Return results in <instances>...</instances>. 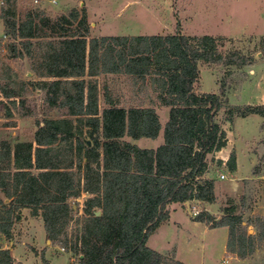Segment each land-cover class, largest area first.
<instances>
[{
	"label": "trees",
	"instance_id": "obj_1",
	"mask_svg": "<svg viewBox=\"0 0 264 264\" xmlns=\"http://www.w3.org/2000/svg\"><path fill=\"white\" fill-rule=\"evenodd\" d=\"M0 1L8 10L0 12V19L5 36L15 41L8 45L13 55L33 57L34 40L49 39L38 67L45 80L36 84L46 103L64 111V117L38 123L32 141L1 144L0 235H9L21 209L30 208L33 216H42L47 239L77 254L79 264H189L176 252L150 247V236L170 219L172 204L216 202V180L205 175L214 154L228 144L219 110L231 116L229 121L264 117V103H230L226 80L218 92H198L200 64L244 66L252 58L239 51L224 53L210 34L88 38L86 14L79 17L73 10L53 18L35 9L25 20L10 12L14 0ZM109 74L130 77L142 92L153 90L169 107L165 124L151 105L121 106L107 82L100 86L98 77ZM0 88L7 97L17 95ZM161 130L163 142L156 148L124 140L155 139ZM216 162L236 171V151ZM83 194V214L75 218L79 203L70 201ZM193 219L211 228L227 227V252L241 259L264 242V217L245 219L232 199L220 216L204 208ZM75 220L77 226L70 229ZM12 261L10 250L0 244V264ZM43 262L50 264L44 257Z\"/></svg>",
	"mask_w": 264,
	"mask_h": 264
},
{
	"label": "rangeland",
	"instance_id": "obj_2",
	"mask_svg": "<svg viewBox=\"0 0 264 264\" xmlns=\"http://www.w3.org/2000/svg\"><path fill=\"white\" fill-rule=\"evenodd\" d=\"M14 7L15 11L10 12L25 20V14L35 9L53 18L70 14L73 10L79 12V17L86 14L88 38L176 32L213 35L219 39L220 50L224 53L239 51L252 59L244 66L201 63L197 91L218 92L219 83L226 80L230 103L264 102V0H14ZM1 11H8L2 1ZM46 40L49 39L34 40L33 57L13 55L8 45L15 41L5 36L0 19V87L5 86L17 94L7 97L0 88V146L3 142L14 146L18 142L32 141L38 123L47 118L64 117L62 109L45 102L44 91L36 84L45 80L38 67ZM18 47L22 48L19 44ZM98 80L101 87L108 83L121 106L151 105L163 125L168 120L169 107L159 103L153 90L140 91L132 84L131 78L123 74L101 75ZM100 107H106L102 91ZM219 115L229 144L222 153H215V159L210 161L209 175L216 180L217 199L209 204V212L220 216L222 208L232 199L245 219L254 215L264 217V117L251 115L229 121L230 115L223 109L219 110ZM87 130L85 127L86 137ZM124 140L144 148H156L163 142V130L155 139L125 136ZM232 150L237 154L236 174H232L225 164L216 162L217 156L230 155ZM222 174L226 178L222 179ZM86 197L87 194H83L70 201L71 204L79 203L75 218L83 214ZM203 204L199 201L183 204V208L173 212L169 223H163L150 236L148 245L162 252H176L178 259L189 264H264V242L253 255L241 259L227 252V227L211 228L205 222L194 221L196 211L205 208ZM30 220H18L9 235H0L1 245L5 244L4 237L13 239L15 255L21 262L13 259L12 264H44L43 257L50 264H79L77 254L66 249L61 251L60 245L47 244L42 216ZM76 226L75 220L69 228ZM249 232H254L252 226Z\"/></svg>",
	"mask_w": 264,
	"mask_h": 264
},
{
	"label": "crops",
	"instance_id": "obj_3",
	"mask_svg": "<svg viewBox=\"0 0 264 264\" xmlns=\"http://www.w3.org/2000/svg\"><path fill=\"white\" fill-rule=\"evenodd\" d=\"M249 103H252V104H263L264 102H260V101H257V102H249ZM229 117H231V116H229ZM236 118H247V117H239V116H233V119H236ZM228 144H229V141H228ZM228 144H227V146H228ZM226 146V147H227ZM226 147H224L222 150H220V151H218V152H216V154L217 153H222L224 150H225V148ZM216 157V156H215ZM218 157H221V159H223L224 160V162L228 159V157H229V153H224L223 154V156H217V158ZM238 172V170L236 169V171H234V172H232V174H236ZM206 177H210V175H209V172L205 175ZM185 204V203H184ZM209 204L210 203H204L203 205L205 206V208H206V210H208V211H210L209 210ZM183 204L182 203H175V204H172L171 205V217H170V219L167 221L168 223L172 220V216H173V212L175 211V210H177V209H179V208H183V206H182ZM212 213V212H211ZM31 217H40V215L39 216H33L32 214H31V210H30V208H22L21 209V219L19 220V222H22V220H23V222H29V221H31L30 220V218ZM194 220V219H193ZM195 221V220H194ZM163 225V224H162ZM161 225V226H162ZM160 226V227H161ZM159 227V228H160ZM158 228V229H159ZM221 228V227H220ZM7 236V235H6ZM150 239V238H149ZM13 239H11V238H9V237H4L3 238V242L5 243L4 245H2V248L3 249H9L10 250V252H11V255H12V257H13V259H17L18 261H20V259H18V257L15 255V247L14 246H12L13 245V241H12ZM149 242V241H148ZM25 244H29V242H27V241H25ZM47 244H51V242H49L48 240H47ZM31 247H34V244H31L30 245ZM36 250H37V248H35ZM61 249V248H60ZM21 262V261H20Z\"/></svg>",
	"mask_w": 264,
	"mask_h": 264
},
{
	"label": "built area",
	"instance_id": "obj_4",
	"mask_svg": "<svg viewBox=\"0 0 264 264\" xmlns=\"http://www.w3.org/2000/svg\"><path fill=\"white\" fill-rule=\"evenodd\" d=\"M222 179H224V178H226V176L224 175V174H222L221 176H220ZM198 211H196V213H197ZM65 249L62 247L61 248V251H64ZM16 264H18V263H16Z\"/></svg>",
	"mask_w": 264,
	"mask_h": 264
},
{
	"label": "water",
	"instance_id": "obj_5",
	"mask_svg": "<svg viewBox=\"0 0 264 264\" xmlns=\"http://www.w3.org/2000/svg\"><path fill=\"white\" fill-rule=\"evenodd\" d=\"M88 144H90V141H88ZM186 203H188V202H186ZM96 214L98 215V214H100V211L98 210V211H96ZM49 242H51L50 240H48ZM82 257V256H81Z\"/></svg>",
	"mask_w": 264,
	"mask_h": 264
}]
</instances>
